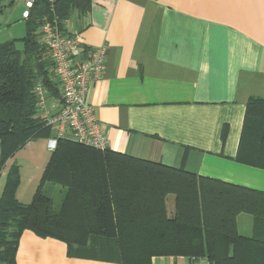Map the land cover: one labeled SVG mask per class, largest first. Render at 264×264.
<instances>
[{"label": "crops", "instance_id": "1", "mask_svg": "<svg viewBox=\"0 0 264 264\" xmlns=\"http://www.w3.org/2000/svg\"><path fill=\"white\" fill-rule=\"evenodd\" d=\"M66 28L87 49L106 47L86 101L108 150L264 192V169L236 159L246 103L264 98V0H88ZM58 94L49 92L48 101ZM51 146L48 140L50 153ZM4 168L0 149V195ZM36 187L19 183L16 198L29 203ZM166 207L172 214V201ZM236 224L244 236L253 234L250 214H238ZM207 263L151 258V264ZM15 264L120 263L70 253L64 241L24 230Z\"/></svg>", "mask_w": 264, "mask_h": 264}, {"label": "trees", "instance_id": "2", "mask_svg": "<svg viewBox=\"0 0 264 264\" xmlns=\"http://www.w3.org/2000/svg\"><path fill=\"white\" fill-rule=\"evenodd\" d=\"M87 8L88 0H35L24 18V35L0 43L1 164L30 140L51 135L33 92L40 81L58 93L39 28L55 21L62 29L73 11ZM19 40L21 49L15 46ZM55 140L29 203L16 198V166L8 171L0 195V264H15L24 230L60 239L70 253L120 264H151L158 255L201 257L211 264H264V192L100 151L68 137ZM236 159L264 169V98L250 97L246 103ZM46 185L59 188L58 206L45 193ZM241 213L253 217L251 236L237 230Z\"/></svg>", "mask_w": 264, "mask_h": 264}, {"label": "built area", "instance_id": "3", "mask_svg": "<svg viewBox=\"0 0 264 264\" xmlns=\"http://www.w3.org/2000/svg\"><path fill=\"white\" fill-rule=\"evenodd\" d=\"M18 1L24 5L22 17L26 18L35 0ZM66 23L67 20L61 29L55 21H46L39 28L40 39L53 63L52 72L59 94L56 100L48 101L49 91L37 81L33 88L37 112L46 125L56 127V137H68L105 151L108 149L107 134L95 118L93 107L86 101V93L90 83L101 74L106 47L85 48L79 35L67 30ZM55 142L52 141L50 149L53 150Z\"/></svg>", "mask_w": 264, "mask_h": 264}, {"label": "rangeland", "instance_id": "4", "mask_svg": "<svg viewBox=\"0 0 264 264\" xmlns=\"http://www.w3.org/2000/svg\"><path fill=\"white\" fill-rule=\"evenodd\" d=\"M22 7L23 4L18 0H0V43L19 39L24 35L25 22L21 17ZM15 46L21 49L22 42L16 41ZM55 81L54 79V83ZM52 133L54 136L46 141L42 137L34 138L11 153L6 160L2 178H6L8 171L16 166L18 178L23 188L30 189L39 185L45 164H47L51 154L46 149V145L48 140L55 141V128H52ZM44 190L53 199L55 206H58L61 198L59 188L46 185ZM170 201L173 203L171 195L166 198L167 203ZM168 215L171 214L168 213ZM238 232L242 235L247 234L244 226H240Z\"/></svg>", "mask_w": 264, "mask_h": 264}]
</instances>
